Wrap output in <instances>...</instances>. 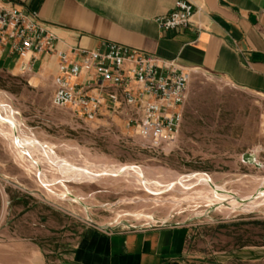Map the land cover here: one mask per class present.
Returning <instances> with one entry per match:
<instances>
[{"label": "rangeland", "instance_id": "obj_1", "mask_svg": "<svg viewBox=\"0 0 264 264\" xmlns=\"http://www.w3.org/2000/svg\"><path fill=\"white\" fill-rule=\"evenodd\" d=\"M50 99L48 80L0 65V102L11 107L8 119L0 117L8 127L0 134V254L36 250L46 264H68L77 236L90 225L189 223L194 243L207 237L212 249L263 240L264 97L189 70L176 139L159 146L125 125L118 109L87 120ZM43 174L58 187L42 184ZM205 186L241 201L250 194L258 205L225 214L214 207L227 204L228 195L209 205L214 193L208 197Z\"/></svg>", "mask_w": 264, "mask_h": 264}, {"label": "crops", "instance_id": "obj_2", "mask_svg": "<svg viewBox=\"0 0 264 264\" xmlns=\"http://www.w3.org/2000/svg\"><path fill=\"white\" fill-rule=\"evenodd\" d=\"M35 10L52 32L57 50L102 48L115 41L185 70L200 69L264 97V0H190L186 26L163 30L157 16L174 0H2ZM23 56L0 47V65L23 68ZM54 53H34L29 72L52 85ZM164 73V69H158ZM191 224L153 225L136 229L84 226L68 264H264L260 243L210 247V238L195 236ZM212 235V234H211ZM0 264H46L40 251L0 254Z\"/></svg>", "mask_w": 264, "mask_h": 264}, {"label": "built area", "instance_id": "obj_3", "mask_svg": "<svg viewBox=\"0 0 264 264\" xmlns=\"http://www.w3.org/2000/svg\"><path fill=\"white\" fill-rule=\"evenodd\" d=\"M192 14L190 0H174L173 7L157 16L163 30L186 26ZM23 56L30 69L34 53L56 56L51 78V103L69 107L93 120L105 109H118L125 125L135 127L152 146L176 139L181 105L186 98L188 70L172 59L161 60L137 48L106 40L102 48L57 50L52 32L38 20L35 10H23L0 0V47ZM164 69L161 73L158 69Z\"/></svg>", "mask_w": 264, "mask_h": 264}, {"label": "bare ground", "instance_id": "obj_4", "mask_svg": "<svg viewBox=\"0 0 264 264\" xmlns=\"http://www.w3.org/2000/svg\"><path fill=\"white\" fill-rule=\"evenodd\" d=\"M10 100V99H9ZM2 110V111H1ZM11 111V107L9 106V105H6V104H2L1 102H0V117H1V119H8V115H9V112ZM0 134L2 135V136H4L3 135V132H4V129H8V127L6 126V124L4 123H2L1 122V120H0ZM16 127L15 128H18V130H20L19 129V126H18V124L17 125H15ZM10 129V128H9ZM12 129H14V128H12ZM10 132V131H9ZM5 137V136H4ZM8 138V137H7ZM10 138V137H9ZM11 140H13V139H11ZM17 140H15V142H16ZM16 147V146H15ZM14 147V148H15ZM24 147V146H23ZM30 147V146H29ZM27 149V148H26ZM32 149V148H31ZM30 149V150H31ZM34 149V148H33ZM20 150V149H19ZM22 150H23V148H22ZM76 150V149H75ZM28 151V150H27ZM32 153V152H31ZM30 153V154H31ZM28 154H29V151H28ZM26 156H28V155H26ZM31 156H34L33 154L31 155ZM40 156V155H39ZM36 157V156H35ZM34 157V158H35ZM20 158V157H19ZM26 158V157H25ZM248 160H253L254 159V155L253 154H248L247 155V157H246ZM27 159V158H26ZM42 162V161H41ZM25 163V162H24ZM38 164V163H37ZM36 164V165H37ZM26 166V165H25ZM131 167V166H130ZM130 167H126L125 166V168L127 169V170H132L131 171V173H132V178H140L139 176H138V174L137 173H139L137 170H134V169H131ZM59 168V167H58ZM72 169V168H71ZM78 169H80V168H78ZM120 169V168H119ZM35 170H36V172L38 173V170L35 168ZM62 170V169H61ZM67 170H69V169H67ZM67 170H66V172H67ZM127 170L126 171H124V172H122V173H124V174H127ZM57 171V170H56ZM119 171V170H118ZM65 172V173H66ZM70 172H71V170H70ZM76 172V171H75ZM82 172V170L79 172V173H81ZM130 172V171H129ZM51 173V172H50ZM60 173H61V171H60ZM63 173V172H62ZM64 173V174H65ZM84 173V172H83ZM85 173H86V171H85ZM87 173H88V171H87ZM86 173V174H87ZM90 173V172H89ZM157 173V172H156ZM46 174V173H45ZM64 174H61V175H64ZM86 174L84 175V176H86ZM134 174V175H133ZM154 174L155 173H152L151 172V178L152 179H154ZM40 175V174H39ZM80 175V174H79ZM83 175V174H82ZM120 175V174H119ZM128 175V174H127ZM45 175L43 174V177H41V183L42 184H45V185H49L50 186V189L52 190V188H56V187H58V185L56 184V182H54V181H52V180H49L47 177H44ZM66 176V175H65ZM64 176V177H65ZM111 177L113 176L112 174L110 175ZM141 176V175H140ZM54 177V176H53ZM75 177V176H74ZM122 177H124V176H122ZM125 177H127V176H125ZM55 178V177H54ZM71 178V177H70ZM116 178V177H115ZM73 179V178H72ZM77 179H78V177H77ZM99 179V178H98ZM114 179V178H113ZM84 180V179H83ZM59 181V180H58ZM54 184H55V186H54ZM204 192L203 193H206L207 194V196H208V194L210 193V197H211V194H213L214 192V190L213 191H210V190H208L207 188H206V186L204 187ZM216 189V188H215ZM183 190V189H182ZM57 191V190H56ZM55 190H53L52 192L54 193V195L55 196H59V192L57 193ZM67 192V191H66ZM187 192V190H185L183 193H186ZM190 192V191H189ZM254 192H255V190H254ZM68 193V192H67ZM192 193V192H191ZM253 193V192H252ZM251 193V194H252ZM255 194V193H254ZM189 195V194H188ZM225 195H228V194H224V192H217V193H214V195L212 196V199L211 200H207V202H208V204L209 205H212V204H215V201H216V203H219L220 201H225V198H224V196ZM253 195V194H252ZM250 196V194L248 195V197L246 198V200L245 201H241L240 200V198H239V196H232V195H228V202H226L227 204H220L219 203V205L217 206V205H215V207L214 208H216V209H218V210H220L221 212H223V213H229V212H231V211H233V210H247V209H251V208H255L256 207V205H258L256 202H254V200H253V198L252 197H249ZM62 197V196H61ZM197 197V196H196ZM202 197V196H201ZM209 197V196H208ZM75 198V197H74ZM190 198H192V197H190ZM189 199V198H188ZM194 199V198H193ZM196 199V198H195ZM199 199V198H198ZM198 199H196V200H198ZM264 199V198H263ZM206 200V199H205ZM223 201V202H224ZM261 202V201H260ZM264 203V201L261 203V204H263ZM254 210V209H253ZM249 211V210H248ZM219 212V211H218ZM236 212V211H235ZM207 216V215H206ZM226 217V216H225ZM152 220V219H151Z\"/></svg>", "mask_w": 264, "mask_h": 264}, {"label": "water", "instance_id": "obj_5", "mask_svg": "<svg viewBox=\"0 0 264 264\" xmlns=\"http://www.w3.org/2000/svg\"><path fill=\"white\" fill-rule=\"evenodd\" d=\"M248 154H249V153H244V154H243L244 158H246ZM246 159H247V158H246Z\"/></svg>", "mask_w": 264, "mask_h": 264}]
</instances>
